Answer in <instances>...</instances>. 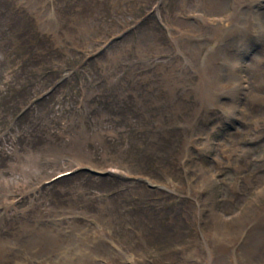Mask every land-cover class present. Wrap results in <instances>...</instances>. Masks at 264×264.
<instances>
[{"label": "rangeland", "instance_id": "rangeland-1", "mask_svg": "<svg viewBox=\"0 0 264 264\" xmlns=\"http://www.w3.org/2000/svg\"><path fill=\"white\" fill-rule=\"evenodd\" d=\"M236 2L0 0V238L56 236L0 264H223L194 243L188 188L225 264L264 263L235 241L264 227V0Z\"/></svg>", "mask_w": 264, "mask_h": 264}, {"label": "bare ground", "instance_id": "bare-ground-1", "mask_svg": "<svg viewBox=\"0 0 264 264\" xmlns=\"http://www.w3.org/2000/svg\"><path fill=\"white\" fill-rule=\"evenodd\" d=\"M216 3L217 2L212 3V5L215 7ZM215 64H216V62H215ZM217 67H219V66H217ZM221 69H222L221 71H223V72L225 71L224 66H222ZM202 70H200V71H202ZM215 72H217V71H215ZM217 73H219V72H217ZM199 75L202 77L204 74L200 73ZM200 84H202V83H200ZM201 89L206 90V86H203ZM18 228H19V232H18V235L16 238L17 240L19 238L18 243H16L14 241L16 239L11 241V240H7V239L2 240L0 238V249L5 248L4 252H10L13 254L22 252L24 254H29V256L32 254H34V256L35 255L39 256V254H41V253H42L41 255H43V253H44L43 251H46L47 253H51L49 251H51V247L53 246L52 243H53V239L56 237L55 235L47 234V232L46 233L44 232V233L39 234L38 237H36L35 235H32V237H29V229L26 227L25 224H23L22 222L21 223L19 222ZM259 230H261V231L257 232L255 228L252 229V232L249 234L251 236V239L248 242H247V237L244 238L245 241H244V244L241 246L240 256L245 257V259L247 261L262 260L260 258H262L264 256V227H261V229H259ZM11 243H12V247L11 246L8 247ZM227 243H229V242H227ZM212 246L218 247V248L213 247V251L217 252V254H216L217 259L219 261H221L223 264H225V261H224L225 258L222 255V250L227 251L225 244H221V247L217 246V245H213V244H212ZM242 253H243V255H242ZM31 257H33V256H31ZM40 258H42V257H40ZM36 259H39V257ZM43 259H44V257H43ZM54 262H56V261H54ZM82 263H83V261L80 259V263H77V264H82ZM259 264H261V263H259Z\"/></svg>", "mask_w": 264, "mask_h": 264}]
</instances>
